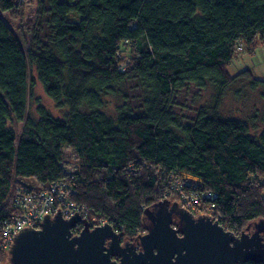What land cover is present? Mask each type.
Instances as JSON below:
<instances>
[{
    "label": "trees",
    "instance_id": "trees-1",
    "mask_svg": "<svg viewBox=\"0 0 264 264\" xmlns=\"http://www.w3.org/2000/svg\"><path fill=\"white\" fill-rule=\"evenodd\" d=\"M21 4L0 0V226L14 183L62 186L129 240L179 189L214 204L235 234L264 220V107L248 120L222 112L238 82L264 98V79L228 72L264 45V0H36L27 41L4 16ZM33 73L62 117L39 102L29 115ZM210 86L211 104L175 111L179 93ZM111 98L121 99L114 115ZM7 253L0 232V261Z\"/></svg>",
    "mask_w": 264,
    "mask_h": 264
},
{
    "label": "water",
    "instance_id": "water-1",
    "mask_svg": "<svg viewBox=\"0 0 264 264\" xmlns=\"http://www.w3.org/2000/svg\"><path fill=\"white\" fill-rule=\"evenodd\" d=\"M144 233L123 240L109 223L72 234L79 215L45 217L39 229L16 234L9 264H246L264 262V220L240 235L209 216L194 217L176 202L163 200L144 211Z\"/></svg>",
    "mask_w": 264,
    "mask_h": 264
},
{
    "label": "rangeland",
    "instance_id": "rangeland-1",
    "mask_svg": "<svg viewBox=\"0 0 264 264\" xmlns=\"http://www.w3.org/2000/svg\"><path fill=\"white\" fill-rule=\"evenodd\" d=\"M22 8L18 11L17 15L13 13H4V16L8 20V22L15 28L16 33L19 35L21 40H28V33L31 30V24L35 18L36 13V0H22ZM31 20V23L29 24ZM240 50V49H239ZM243 50V47H241ZM127 62V61H126ZM126 64H123L125 67ZM250 69L254 76L257 78L264 79V45H259L255 47L254 52L252 54L244 52H240L237 54V57L232 60L230 65L228 66V72L230 74H236L238 71ZM34 83L31 92V96L29 99V115L32 117L36 116V105L39 102L44 105L50 113L55 117H62L65 113V108L56 107L54 101L50 99L44 92L42 86L36 79V74L33 73ZM200 89L196 87H191L187 91H183L179 93L176 98V104H174V109L177 113L182 116H191L192 109L196 105L200 106H208V104L212 103V100L215 95V90L213 87H208L205 90L199 91ZM129 92V90H128ZM121 104V99L111 98L108 99L107 102V111L112 115L115 114L116 105ZM264 107V98H259L258 94L255 91H252L250 86L243 83L238 82L233 86H230L226 95L224 97V102L222 105V112L226 116L237 118V119H249L250 116L254 113V110H261ZM262 127V126H261ZM260 127V128H261ZM255 131L252 130V133ZM76 156L69 146H65L63 148V165L66 170H72V168L76 167ZM170 205L171 203L180 202V196H176L175 198L169 199ZM198 216V215H195ZM144 225H147L149 222L147 219L143 222ZM253 224L251 225V231L253 228ZM246 229V228H245ZM245 229L243 231H245ZM247 232V231H245ZM123 240H129L128 238L123 237ZM8 252V251H7ZM0 264H9L8 263V253L7 257L3 258L0 261Z\"/></svg>",
    "mask_w": 264,
    "mask_h": 264
},
{
    "label": "built area",
    "instance_id": "built-area-1",
    "mask_svg": "<svg viewBox=\"0 0 264 264\" xmlns=\"http://www.w3.org/2000/svg\"><path fill=\"white\" fill-rule=\"evenodd\" d=\"M239 49L241 50V47ZM64 192L62 186L55 184L14 183L9 194L12 213L0 226L2 247L8 251L16 234L24 229H39L45 217L52 218L57 214L64 219L79 215L82 222L72 229L73 235H77L83 229L84 219L89 222L91 228L108 223L96 218L88 219L85 210L68 199ZM176 194L182 200L178 203L179 207L190 212L194 217L206 215L219 223L220 219L214 213V204L203 202L202 196L192 191L185 192L179 189Z\"/></svg>",
    "mask_w": 264,
    "mask_h": 264
},
{
    "label": "flooded vegetation",
    "instance_id": "flooded-vegetation-1",
    "mask_svg": "<svg viewBox=\"0 0 264 264\" xmlns=\"http://www.w3.org/2000/svg\"><path fill=\"white\" fill-rule=\"evenodd\" d=\"M250 227H251V226H250ZM250 227H249L248 229H246L247 233H250V232H251ZM253 229H254V226H253L252 230H253ZM240 234H241V233H240ZM240 234H237V235H240ZM129 241H133V240H129Z\"/></svg>",
    "mask_w": 264,
    "mask_h": 264
}]
</instances>
